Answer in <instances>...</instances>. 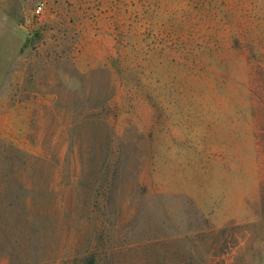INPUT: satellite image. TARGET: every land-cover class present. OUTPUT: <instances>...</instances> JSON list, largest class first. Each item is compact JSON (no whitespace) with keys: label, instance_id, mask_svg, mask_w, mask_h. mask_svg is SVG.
I'll return each mask as SVG.
<instances>
[{"label":"rangeland","instance_id":"rangeland-1","mask_svg":"<svg viewBox=\"0 0 264 264\" xmlns=\"http://www.w3.org/2000/svg\"><path fill=\"white\" fill-rule=\"evenodd\" d=\"M263 66L264 0H0V264L24 169L52 183L55 264L96 223L100 249L151 243L101 264H264Z\"/></svg>","mask_w":264,"mask_h":264},{"label":"trees","instance_id":"trees-1","mask_svg":"<svg viewBox=\"0 0 264 264\" xmlns=\"http://www.w3.org/2000/svg\"><path fill=\"white\" fill-rule=\"evenodd\" d=\"M246 44V41H244ZM261 71L264 75V66L261 68ZM92 117L98 118L99 115L97 113H91ZM84 122L82 118H78L74 122V128L71 130L70 138L74 141V148L72 152V160L74 163L81 159L84 156V152L87 151L88 155L91 153L93 146L95 147L92 139L83 133V129H81V125ZM107 146V150H108ZM107 160V164L104 170L100 169L99 175H102V183H106L105 185H98L96 187V191L102 189L105 191L102 195V205L104 208L110 204L112 193L114 191L115 181L114 177L118 176V170L121 165V155L118 153L117 155L113 153L111 158V154H109ZM71 165V164H70ZM70 170V169H69ZM77 170V166H73V172ZM23 173V183L22 190L24 193H4L7 197L13 199L16 198V202L18 203V212L20 213V217L14 216L13 219L8 221L6 225L9 229L11 227L19 226L22 229L24 237L20 239L19 247H13L11 245V241L5 240L3 247L5 250L7 261L9 264H13V261L16 260L14 264H55L59 258H57V254L55 252H59V248L62 247L58 242L59 239L56 237V234L60 230V233L65 237L67 236V230L63 227L59 229L54 223L53 210L52 207H48V204L43 202L41 193H45L47 191H51L52 185L51 182H47V180L43 179V175H37L36 180L33 179L32 182L26 181V175L28 174L26 169L22 171ZM82 177V171L77 174V180ZM75 178V175H73ZM94 184V183H93ZM96 184H94L95 186ZM41 186L45 187L44 190ZM91 213V212H90ZM17 219V220H16ZM16 222V223H15ZM79 221H75L72 227L77 232L79 231ZM104 223H96L94 228L92 229L93 234H96V237L93 238V234H89L86 238L83 239L84 250L79 252L77 255H69L61 260L62 262L59 264H101V256L102 254H107V256L111 257V253L114 251L119 253H125V251H136L139 247L144 248L145 245L151 244L150 241H147L144 245L142 243H128L125 246L118 247H108L105 249H100L98 242L100 238L98 234L101 232V227H103ZM105 227V226H104ZM63 239V238H60ZM79 241V240H78ZM79 242L77 244H80ZM151 246H156L158 244H154ZM148 247V246H147ZM126 248V249H125ZM18 254V258L15 257ZM105 256V255H104ZM20 258V259H19ZM12 262V263H11ZM112 264V263H111Z\"/></svg>","mask_w":264,"mask_h":264},{"label":"built area","instance_id":"built-area-1","mask_svg":"<svg viewBox=\"0 0 264 264\" xmlns=\"http://www.w3.org/2000/svg\"><path fill=\"white\" fill-rule=\"evenodd\" d=\"M40 11H41V8H40V6H38V7H36V9H35V13H40Z\"/></svg>","mask_w":264,"mask_h":264}]
</instances>
